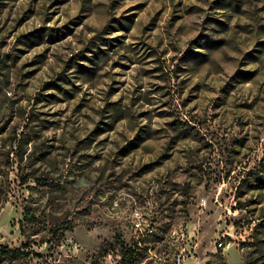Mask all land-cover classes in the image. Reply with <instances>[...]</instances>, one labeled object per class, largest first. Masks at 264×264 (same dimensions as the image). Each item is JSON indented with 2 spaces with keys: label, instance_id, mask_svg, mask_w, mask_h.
Returning a JSON list of instances; mask_svg holds the SVG:
<instances>
[{
  "label": "rangeland",
  "instance_id": "1",
  "mask_svg": "<svg viewBox=\"0 0 264 264\" xmlns=\"http://www.w3.org/2000/svg\"><path fill=\"white\" fill-rule=\"evenodd\" d=\"M0 245L264 264V0H0Z\"/></svg>",
  "mask_w": 264,
  "mask_h": 264
},
{
  "label": "built area",
  "instance_id": "2",
  "mask_svg": "<svg viewBox=\"0 0 264 264\" xmlns=\"http://www.w3.org/2000/svg\"><path fill=\"white\" fill-rule=\"evenodd\" d=\"M135 225H136L137 230H141L143 228L142 227V221H139V220L136 221ZM144 231H146V233L150 234L153 232V228L148 225V227L146 229H144ZM218 244H219V246H222V247L225 246L222 241H219ZM185 249H186V247H182V248L178 249V252L171 259L173 264H182L187 258L190 257V255L192 256L190 250L186 251ZM164 262L169 263L170 261L168 262L166 259H164Z\"/></svg>",
  "mask_w": 264,
  "mask_h": 264
},
{
  "label": "trees",
  "instance_id": "3",
  "mask_svg": "<svg viewBox=\"0 0 264 264\" xmlns=\"http://www.w3.org/2000/svg\"><path fill=\"white\" fill-rule=\"evenodd\" d=\"M20 251H21L20 247L14 248V249H9L7 246H1L0 245V262L5 259L6 255L10 254L13 257L16 255V253H18Z\"/></svg>",
  "mask_w": 264,
  "mask_h": 264
}]
</instances>
